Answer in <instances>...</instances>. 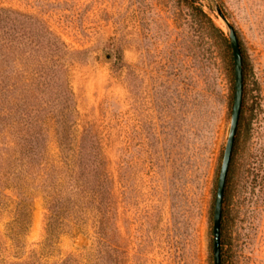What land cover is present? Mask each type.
<instances>
[{
	"label": "rangeland",
	"instance_id": "rangeland-1",
	"mask_svg": "<svg viewBox=\"0 0 264 264\" xmlns=\"http://www.w3.org/2000/svg\"><path fill=\"white\" fill-rule=\"evenodd\" d=\"M196 6L230 44L217 9L224 13L250 63L226 183L224 264H264V0H0V32L19 45L20 57L33 47L27 38L34 28H48L68 50L77 129L92 128L100 141L113 229L100 241L92 216L69 217L54 249H45L49 211L36 190L30 227L14 240L9 227L19 198L6 189L0 264L70 257L79 264H214L235 71L231 47ZM49 149L54 162L55 142Z\"/></svg>",
	"mask_w": 264,
	"mask_h": 264
},
{
	"label": "trees",
	"instance_id": "trees-1",
	"mask_svg": "<svg viewBox=\"0 0 264 264\" xmlns=\"http://www.w3.org/2000/svg\"><path fill=\"white\" fill-rule=\"evenodd\" d=\"M184 1L193 6L198 0ZM196 9L198 15L208 17L200 7L196 6ZM208 21L230 48L224 31L209 17ZM34 29L29 32L32 36L27 38L33 47L25 57H20L19 45L10 40L8 34L0 32V200L7 198L6 189L15 191L19 198L9 234L19 240L28 230L33 209L29 198L34 191L40 190L49 211L45 249H54L65 227L69 226L66 222H71L69 217L82 221L83 217L92 216L102 241L113 229L108 214L110 205L104 202L110 178L104 166L100 141L92 128L81 132L77 129L78 110L68 75L69 63L65 62L68 50L64 42L48 28ZM240 45L244 91L234 146L239 138L250 69L241 41ZM52 141L57 148L56 156L52 158L54 162L49 161ZM225 192L220 227L222 264ZM62 193H65L64 201ZM74 224L76 230L82 229L78 222ZM98 255L100 258L103 254L98 252ZM61 264L79 262L70 257Z\"/></svg>",
	"mask_w": 264,
	"mask_h": 264
},
{
	"label": "water",
	"instance_id": "water-1",
	"mask_svg": "<svg viewBox=\"0 0 264 264\" xmlns=\"http://www.w3.org/2000/svg\"><path fill=\"white\" fill-rule=\"evenodd\" d=\"M217 13L222 18L228 29V39L231 45L233 58H234V71H235V89H234V100L232 107V115L230 120V128L228 137L225 144L219 179L216 193V201L214 208V219H213V244H214V264L221 263V237L220 227L223 210V197L228 176V171L232 159L233 149L235 145V139L238 129V123L240 119V113L243 102V57L241 51L240 41L234 26L231 24L229 19L224 13L217 9Z\"/></svg>",
	"mask_w": 264,
	"mask_h": 264
},
{
	"label": "flooded vegetation",
	"instance_id": "flooded-vegetation-1",
	"mask_svg": "<svg viewBox=\"0 0 264 264\" xmlns=\"http://www.w3.org/2000/svg\"><path fill=\"white\" fill-rule=\"evenodd\" d=\"M228 172H229V171H228ZM226 192H227V188H226ZM226 192H225V193H226ZM225 195H226V194H225Z\"/></svg>",
	"mask_w": 264,
	"mask_h": 264
}]
</instances>
